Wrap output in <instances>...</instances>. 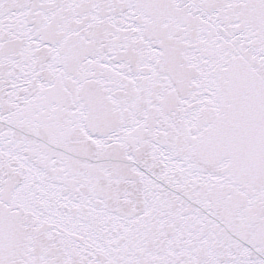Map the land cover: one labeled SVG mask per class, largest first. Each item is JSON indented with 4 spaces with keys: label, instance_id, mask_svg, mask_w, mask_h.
Returning <instances> with one entry per match:
<instances>
[{
    "label": "snow or ice",
    "instance_id": "obj_1",
    "mask_svg": "<svg viewBox=\"0 0 264 264\" xmlns=\"http://www.w3.org/2000/svg\"><path fill=\"white\" fill-rule=\"evenodd\" d=\"M0 264H264V0H0Z\"/></svg>",
    "mask_w": 264,
    "mask_h": 264
}]
</instances>
